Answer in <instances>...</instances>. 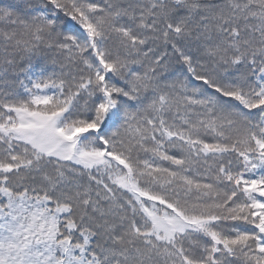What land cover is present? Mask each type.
I'll use <instances>...</instances> for the list:
<instances>
[{
    "label": "snow or ice",
    "instance_id": "snow-or-ice-1",
    "mask_svg": "<svg viewBox=\"0 0 264 264\" xmlns=\"http://www.w3.org/2000/svg\"><path fill=\"white\" fill-rule=\"evenodd\" d=\"M0 264H264V0H0Z\"/></svg>",
    "mask_w": 264,
    "mask_h": 264
}]
</instances>
